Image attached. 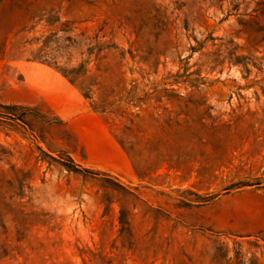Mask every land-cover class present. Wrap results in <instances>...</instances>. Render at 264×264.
<instances>
[{
  "label": "rangeland",
  "instance_id": "374dc122",
  "mask_svg": "<svg viewBox=\"0 0 264 264\" xmlns=\"http://www.w3.org/2000/svg\"><path fill=\"white\" fill-rule=\"evenodd\" d=\"M0 264H264V0H0Z\"/></svg>",
  "mask_w": 264,
  "mask_h": 264
},
{
  "label": "crops",
  "instance_id": "0c3cea01",
  "mask_svg": "<svg viewBox=\"0 0 264 264\" xmlns=\"http://www.w3.org/2000/svg\"><path fill=\"white\" fill-rule=\"evenodd\" d=\"M106 138L109 141L111 150L112 152L115 153V155L111 154V163L106 165H101V167L115 171L125 170V168H127V163H126L127 161L125 154L123 153L119 145L112 138H110L109 136H107Z\"/></svg>",
  "mask_w": 264,
  "mask_h": 264
},
{
  "label": "trees",
  "instance_id": "16d2710c",
  "mask_svg": "<svg viewBox=\"0 0 264 264\" xmlns=\"http://www.w3.org/2000/svg\"><path fill=\"white\" fill-rule=\"evenodd\" d=\"M71 83H73V81L72 80H69ZM71 165V164H70ZM71 167L73 168V169H76V168H74V165L72 164L71 165Z\"/></svg>",
  "mask_w": 264,
  "mask_h": 264
}]
</instances>
